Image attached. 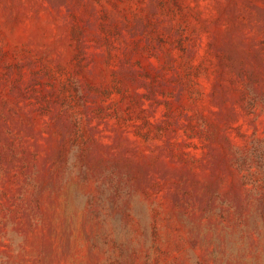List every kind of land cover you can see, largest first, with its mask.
Listing matches in <instances>:
<instances>
[{
	"label": "rangeland",
	"instance_id": "1",
	"mask_svg": "<svg viewBox=\"0 0 264 264\" xmlns=\"http://www.w3.org/2000/svg\"><path fill=\"white\" fill-rule=\"evenodd\" d=\"M0 264H264V0H0Z\"/></svg>",
	"mask_w": 264,
	"mask_h": 264
}]
</instances>
